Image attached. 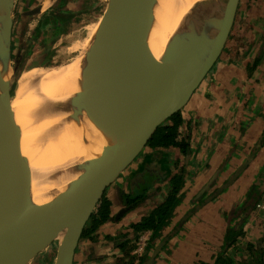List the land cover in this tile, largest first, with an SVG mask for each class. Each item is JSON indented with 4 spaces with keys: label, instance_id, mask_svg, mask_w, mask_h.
I'll use <instances>...</instances> for the list:
<instances>
[{
    "label": "crops",
    "instance_id": "crops-1",
    "mask_svg": "<svg viewBox=\"0 0 264 264\" xmlns=\"http://www.w3.org/2000/svg\"><path fill=\"white\" fill-rule=\"evenodd\" d=\"M181 116L189 152L146 147L106 189L110 218L82 237L74 264H216L219 257L261 264L264 214L255 205L264 193V0H240L220 59ZM182 168L170 220L135 231L166 201ZM127 197L143 200L130 208Z\"/></svg>",
    "mask_w": 264,
    "mask_h": 264
},
{
    "label": "water",
    "instance_id": "water-1",
    "mask_svg": "<svg viewBox=\"0 0 264 264\" xmlns=\"http://www.w3.org/2000/svg\"><path fill=\"white\" fill-rule=\"evenodd\" d=\"M239 3L197 2L156 58L152 44L161 0H112L103 17H109V25L99 37L121 105L105 144L63 178L55 172L40 175L21 150L22 127L12 108L17 79L24 70L22 45L15 58L12 50L15 2L7 32L15 70L10 82L3 76L0 59V264H28L55 241H59L55 264H74L85 228L106 189L148 147L156 130L188 105L217 64ZM4 5L0 0V8ZM48 8L43 4L28 14L38 17ZM36 177L42 178L44 189L40 202L34 198Z\"/></svg>",
    "mask_w": 264,
    "mask_h": 264
},
{
    "label": "bare ground",
    "instance_id": "bare-ground-1",
    "mask_svg": "<svg viewBox=\"0 0 264 264\" xmlns=\"http://www.w3.org/2000/svg\"><path fill=\"white\" fill-rule=\"evenodd\" d=\"M15 1L5 0L0 8V59L7 82L15 74L7 35ZM199 1L203 0H161L152 44L156 58L162 56L186 14ZM108 25L109 17L90 22L85 40L78 44L82 54L79 60L31 96H23V85L19 82L12 108L22 127L21 150L42 176L55 172L69 178L84 159L97 154L116 122L121 97L103 38L99 37ZM26 104L30 106L23 116ZM33 108L39 111L33 114ZM41 181L42 178L36 177L33 184L37 202L44 193Z\"/></svg>",
    "mask_w": 264,
    "mask_h": 264
},
{
    "label": "rangeland",
    "instance_id": "rangeland-1",
    "mask_svg": "<svg viewBox=\"0 0 264 264\" xmlns=\"http://www.w3.org/2000/svg\"><path fill=\"white\" fill-rule=\"evenodd\" d=\"M15 2L12 50L15 58L21 45L23 47L24 70L17 81L22 82L23 96L28 97L79 60L82 54L78 44L85 40L88 24L104 17L112 0ZM43 4L49 5V8L38 17L28 14L30 10ZM32 111L34 114L39 110L33 108ZM262 228L264 229V225ZM58 245L59 241L53 242L47 250L37 254L28 264H55Z\"/></svg>",
    "mask_w": 264,
    "mask_h": 264
},
{
    "label": "trees",
    "instance_id": "trees-1",
    "mask_svg": "<svg viewBox=\"0 0 264 264\" xmlns=\"http://www.w3.org/2000/svg\"><path fill=\"white\" fill-rule=\"evenodd\" d=\"M65 18V16H64ZM183 124L181 112L177 113L170 118L165 124L160 126L150 142L149 147L152 148H180L184 154L189 152V143L181 138L179 128ZM171 190L166 201L159 205L149 216L145 217L141 223L132 225L133 229L137 232L144 230L157 231L163 227L172 217L175 208L180 202V192L184 186V168L180 169L170 180ZM125 198V196L123 195ZM142 197L131 198L127 197L124 201L128 204V207L135 208L142 202ZM111 203L103 197L98 209L93 213L90 221L88 222L83 236L91 233H95L98 228L106 223L110 218ZM263 261V259H262ZM261 261V264H262ZM216 264H227L223 258L219 257Z\"/></svg>",
    "mask_w": 264,
    "mask_h": 264
},
{
    "label": "built area",
    "instance_id": "built-area-1",
    "mask_svg": "<svg viewBox=\"0 0 264 264\" xmlns=\"http://www.w3.org/2000/svg\"><path fill=\"white\" fill-rule=\"evenodd\" d=\"M255 209L264 214V193L262 195V197L260 198L259 201H257L256 205H255ZM142 249V247L140 248ZM262 251H263V264H264V245H262Z\"/></svg>",
    "mask_w": 264,
    "mask_h": 264
},
{
    "label": "flooded vegetation",
    "instance_id": "flooded-vegetation-1",
    "mask_svg": "<svg viewBox=\"0 0 264 264\" xmlns=\"http://www.w3.org/2000/svg\"><path fill=\"white\" fill-rule=\"evenodd\" d=\"M180 136H181V134H180ZM181 138H182V136H181ZM183 139V138H182Z\"/></svg>",
    "mask_w": 264,
    "mask_h": 264
}]
</instances>
